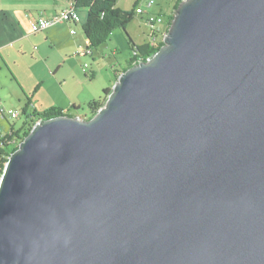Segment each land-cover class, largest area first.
Here are the masks:
<instances>
[{
    "label": "water",
    "instance_id": "95a60500",
    "mask_svg": "<svg viewBox=\"0 0 264 264\" xmlns=\"http://www.w3.org/2000/svg\"><path fill=\"white\" fill-rule=\"evenodd\" d=\"M162 42L9 155L0 264H264V0H182Z\"/></svg>",
    "mask_w": 264,
    "mask_h": 264
},
{
    "label": "rangeland",
    "instance_id": "374dc122",
    "mask_svg": "<svg viewBox=\"0 0 264 264\" xmlns=\"http://www.w3.org/2000/svg\"><path fill=\"white\" fill-rule=\"evenodd\" d=\"M136 1L138 7L147 10L150 14L161 15L163 18L160 31L156 33L157 35L155 32L153 34L156 36V42L162 41L167 29V15L174 12L173 6L176 0H152L153 4L150 8L147 7V2L150 0H117L115 7L120 10H130ZM77 14L79 21L72 27L73 35L69 34L70 30L67 28L62 31L60 29V36L66 45H73L72 40H76L75 46L79 51H83L80 23L85 22L86 12L80 9L77 10ZM141 17L140 14H135L133 21L125 28V32L122 29L113 31L105 44L93 50L92 56L80 54L79 59L73 57L62 60L59 46L44 42L43 33L31 36L23 43L10 41L13 45L7 47V50L12 52L15 66L14 64L11 66L12 72L4 66L0 68V98L6 108L18 111L19 116L14 120L1 118V135H11L10 129H12V132L20 130L21 137L29 128L22 114L24 107H27L29 115L41 114L52 107L69 108L74 103L79 109H69L67 112L69 116L78 117L83 121L93 117L94 114L87 109L86 104L99 98L101 104L105 103L107 97L103 96V90L112 88L121 69L126 66V61L130 58L131 52L128 49L126 34L137 46L149 42L152 28ZM4 42L6 40L0 38V44ZM44 60L47 63H44ZM85 64L89 67L86 68L87 73L90 70L95 72V77L90 82L84 80ZM56 67H59L57 71Z\"/></svg>",
    "mask_w": 264,
    "mask_h": 264
},
{
    "label": "trees",
    "instance_id": "16d2710c",
    "mask_svg": "<svg viewBox=\"0 0 264 264\" xmlns=\"http://www.w3.org/2000/svg\"><path fill=\"white\" fill-rule=\"evenodd\" d=\"M74 7L76 10L84 9L86 11V20L82 25V31L88 41L85 50L81 55H91L92 51L99 46L105 44L113 31L117 29H122L125 32V28L128 24L133 21L136 14L135 10L138 7V2L136 1L130 10H120L115 7L117 0H74ZM182 0H176L173 10H175L178 4ZM173 13L167 15V25L169 26L172 20ZM127 36L128 49L131 52L130 58L126 61V66L121 69L120 73L126 69L132 67L135 62H144L150 58L154 53H156L160 47L163 45L162 41L156 42L155 45H151L150 42L145 43L142 46H137L134 44L132 39ZM153 38L152 34L150 38ZM135 52L136 55H132ZM80 55V54H77ZM95 74L91 73L87 76L88 79H94ZM111 92L110 88L103 90V96H108ZM100 99L92 100L86 104L87 109L91 111L92 114H96L98 109L103 106L100 103ZM26 108L22 110V114L25 116V123L29 125V128L23 132L21 137L19 136L20 130L12 132L11 135H7L0 139V176L3 172L5 163L9 155L14 152L20 142L30 131L31 127L40 119H49L57 116H69L67 114L68 110H76L79 107L72 105L69 109L62 110L57 107H52L43 111L41 114L33 113L27 114Z\"/></svg>",
    "mask_w": 264,
    "mask_h": 264
},
{
    "label": "crops",
    "instance_id": "0c3cea01",
    "mask_svg": "<svg viewBox=\"0 0 264 264\" xmlns=\"http://www.w3.org/2000/svg\"><path fill=\"white\" fill-rule=\"evenodd\" d=\"M69 3H70L69 0H0V38H3L6 40V42H4L3 44H0V68L4 66L8 68L9 71L12 72L11 66H13L14 64L13 63L14 59L11 54L12 52H9V50H7V47H12L13 45L12 42H15V43L22 42L23 43L26 39H30L31 36H35L41 33H43L42 38L44 39V42L46 41L50 45H53V46H59L60 53L62 55V60H66L68 58H73V57H76L75 59H79L80 57L77 54H82V52L85 50L88 44V41L83 31H82V37H83L82 41H83V46H84L83 51H79L77 46H75L76 40H72V43H74L73 45L71 44L66 45V43L63 42L60 36L62 29L66 30L68 28V30H70L72 29V27H74L77 24H71V23H67L66 25L64 23L56 24L36 34H32L30 31L31 20L38 18L40 16L50 17L62 11L66 7H68ZM141 16H142L141 19L146 21L144 15H141ZM84 23L85 22L80 23L81 29ZM69 34L71 33L69 32ZM69 40L71 41V39ZM34 48L36 49V47ZM92 55H93V51H92L91 56ZM34 61H36V59ZM44 63H47V61L44 60ZM58 68L59 67H56V71ZM83 73H84V76H86L84 80L87 82L91 81L90 79L87 78V76H89L91 73L95 74L93 70H90L88 73L87 71ZM0 101H1V98H0ZM1 104L3 107L6 108V105L4 104V102L1 101ZM72 105H75V104L72 103ZM72 105H70V107ZM69 108H65L62 110H66ZM26 113H27V108H26ZM0 121H1V117H0ZM0 126H1V123H0Z\"/></svg>",
    "mask_w": 264,
    "mask_h": 264
},
{
    "label": "built area",
    "instance_id": "2783aa9c",
    "mask_svg": "<svg viewBox=\"0 0 264 264\" xmlns=\"http://www.w3.org/2000/svg\"><path fill=\"white\" fill-rule=\"evenodd\" d=\"M69 6L63 9L62 11L50 16V17H44L40 16L38 18H35L31 20L30 22V31L32 34H36L39 32H42L46 29H48L51 26H54L56 24L61 23H71V24H77L79 21L77 10L74 7L75 1L69 0ZM153 4V1L150 0L147 2V7H151ZM136 14L144 15L147 24L151 26L152 34H155L160 31V27L163 23V18L161 15H153L147 12V10H143L140 7H137L135 10ZM70 33L73 34L74 30L70 29ZM157 35V34H156ZM149 42L151 45H155L156 43V36L153 38H149ZM132 55H136L135 52L132 53ZM137 63V62H135ZM134 63V64H135ZM88 66L85 64L83 67V72H86V68ZM0 116L1 118H9L11 120L17 119L19 116V112L13 109L5 108L2 106L0 101ZM1 132V131H0ZM5 136L1 135L0 133V139L4 138Z\"/></svg>",
    "mask_w": 264,
    "mask_h": 264
},
{
    "label": "clouds",
    "instance_id": "9594fccd",
    "mask_svg": "<svg viewBox=\"0 0 264 264\" xmlns=\"http://www.w3.org/2000/svg\"><path fill=\"white\" fill-rule=\"evenodd\" d=\"M168 26V25H167ZM166 32V31H165ZM165 32H164V34H165Z\"/></svg>",
    "mask_w": 264,
    "mask_h": 264
}]
</instances>
